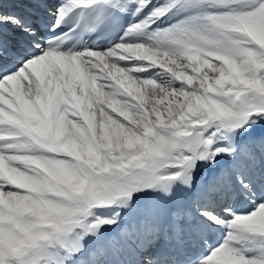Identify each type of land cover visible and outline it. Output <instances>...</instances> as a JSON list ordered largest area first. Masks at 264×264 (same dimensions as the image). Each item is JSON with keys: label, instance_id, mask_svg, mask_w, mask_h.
I'll list each match as a JSON object with an SVG mask.
<instances>
[{"label": "snow or ice", "instance_id": "obj_1", "mask_svg": "<svg viewBox=\"0 0 264 264\" xmlns=\"http://www.w3.org/2000/svg\"><path fill=\"white\" fill-rule=\"evenodd\" d=\"M0 264H264V0H0Z\"/></svg>", "mask_w": 264, "mask_h": 264}]
</instances>
